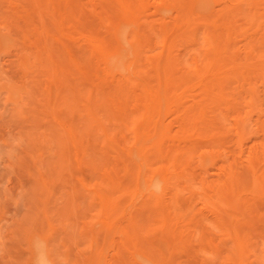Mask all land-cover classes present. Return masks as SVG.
<instances>
[{
	"label": "rangeland",
	"instance_id": "obj_1",
	"mask_svg": "<svg viewBox=\"0 0 264 264\" xmlns=\"http://www.w3.org/2000/svg\"><path fill=\"white\" fill-rule=\"evenodd\" d=\"M159 2L0 0V264L37 245L46 264H264V72L228 58L211 97L184 90L207 81L216 33L163 29ZM125 32L134 77L108 58Z\"/></svg>",
	"mask_w": 264,
	"mask_h": 264
},
{
	"label": "bare ground",
	"instance_id": "obj_2",
	"mask_svg": "<svg viewBox=\"0 0 264 264\" xmlns=\"http://www.w3.org/2000/svg\"><path fill=\"white\" fill-rule=\"evenodd\" d=\"M137 1H139V6L144 4L143 0H137ZM159 1L160 2L155 5L156 7H154L155 12L158 14V16L168 15L166 18H164L165 16L161 17L164 18L162 24L163 29H165L164 27L167 26L165 19H172L174 15L175 18L181 21L182 26L180 27L184 26L187 29L190 28V33L192 35L191 40H193V34H195L194 31L198 29L200 26L198 22L199 20L197 21V19L203 17L210 19L209 25L215 30L216 33L214 34V36H212V39L214 40L215 43L218 44V46L215 50H212V48L209 49V51H212L211 60L203 67L204 70H206V72L209 73V76H207V81L196 89L193 86L191 87L189 86L191 81L187 76L185 78V81L181 84V87H183L184 90L190 91L194 89L196 91L201 92L198 95L205 96L206 98L211 97L213 88L215 87V83H217V80H220L219 77L221 75L226 74V72L220 71V69L227 67L224 65L225 64L224 61L226 60L228 61V58L229 60L232 59L233 62H231V64H234V66L231 68V70L229 69V71H233L237 73L238 71H240L239 68L244 67L246 71L250 72L251 74L264 72V0H159ZM119 4L120 7L123 9V11L122 9H120L122 12L121 13L122 16L124 15L125 7L123 4L121 3ZM140 7L141 9H143L142 6ZM204 22L206 24L207 21L205 20ZM130 26L126 25V28L127 27L129 28ZM109 30L113 34L115 31H117L115 29L113 30L112 28ZM121 30H122L121 32H124L125 30L124 26L123 29L121 28ZM128 30L130 31V28L127 29L126 32ZM125 34L122 35V33H119L121 40L125 37L124 36ZM127 34H126V39L124 38L125 42L123 44L121 43V45L117 47L113 55H108V58L113 59L115 63H117V65L119 66L120 64L124 65L125 63V67L128 66V69L132 70L130 71V73L132 74L134 64L132 65L131 60L135 58V49L134 47L132 48L130 46V49L124 51L130 45L128 41L126 42L127 37H129V35ZM120 39L119 41H121ZM121 42H123V40ZM204 43L207 45L209 44L207 39L205 40ZM131 45L133 44L131 43ZM235 48H237V52H235L236 50ZM163 59H167V58H163L160 56V58L158 59V63L156 64V72L157 75L159 74L158 76L161 77L162 80H165L160 75L161 74L160 72L162 73L164 72L161 71L164 68V66H162V62L160 61ZM134 60H136V58ZM254 64H256V67L258 69H252L251 66H253ZM128 69L127 72L129 71ZM132 75H133L132 77L136 76L135 73ZM161 79L159 81L160 82L159 89L156 91H152L147 86H144V89L146 91V92L144 91L146 95V99L144 101V107H146L145 113H148L149 111L151 112L154 106L156 105L161 106V104L164 102V98L162 97V95H160L161 89L163 87L161 84L163 83ZM180 97H181L180 94L179 95L176 94L175 101L179 102ZM16 100H18V98L15 99L14 101ZM145 117L147 118H145L144 121H147L146 119H148V115H146ZM263 138H264V134H263ZM254 154L256 156V159L259 158L258 155L260 154L261 160L259 159L257 160L261 166H264V141L261 145H259L257 150H255ZM142 174L143 171L142 172L139 171L138 174L136 175V185H138L137 187L139 188L141 185L142 189H145L146 191H151V193L153 191L158 192L159 189L161 188L162 180L158 179V177H155L156 175L154 177L152 176L150 179L145 176L146 175L145 173H144L145 177ZM255 176H256V171H253L254 179L256 178ZM153 179H154V183H152ZM139 182H141L142 184ZM155 182L158 183L156 184ZM45 249L41 245L35 246V249L31 251V255L28 254L29 255L28 260H26V262L28 261V263L25 262V264H46L50 254L47 256L46 254L47 250L45 251ZM140 256L142 255L139 254L138 256V258H140L139 259L140 262L137 263L136 261V264L152 263L151 260H148L146 258L149 261L148 262L145 259V257L142 258L143 256L142 257ZM134 258L136 260V256ZM141 259L146 261H143Z\"/></svg>",
	"mask_w": 264,
	"mask_h": 264
}]
</instances>
